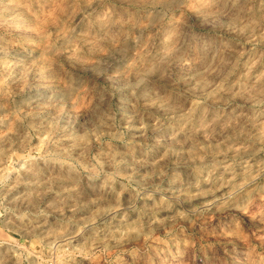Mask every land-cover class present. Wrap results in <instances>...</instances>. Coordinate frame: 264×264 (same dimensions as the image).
Instances as JSON below:
<instances>
[{"label":"clouds","instance_id":"obj_1","mask_svg":"<svg viewBox=\"0 0 264 264\" xmlns=\"http://www.w3.org/2000/svg\"><path fill=\"white\" fill-rule=\"evenodd\" d=\"M0 264H264V0H0Z\"/></svg>","mask_w":264,"mask_h":264}]
</instances>
